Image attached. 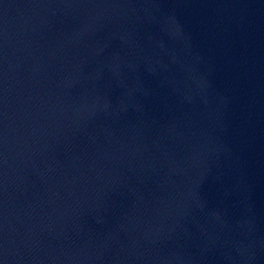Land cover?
Segmentation results:
<instances>
[{"label": "water", "instance_id": "obj_1", "mask_svg": "<svg viewBox=\"0 0 264 264\" xmlns=\"http://www.w3.org/2000/svg\"><path fill=\"white\" fill-rule=\"evenodd\" d=\"M0 264H264V0H0Z\"/></svg>", "mask_w": 264, "mask_h": 264}]
</instances>
